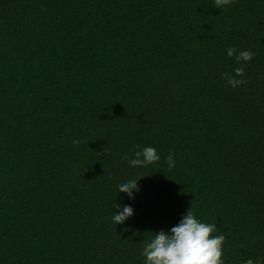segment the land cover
<instances>
[{"label": "trees", "instance_id": "obj_1", "mask_svg": "<svg viewBox=\"0 0 264 264\" xmlns=\"http://www.w3.org/2000/svg\"><path fill=\"white\" fill-rule=\"evenodd\" d=\"M189 209L264 264V0H0V264H143Z\"/></svg>", "mask_w": 264, "mask_h": 264}, {"label": "clouds", "instance_id": "obj_2", "mask_svg": "<svg viewBox=\"0 0 264 264\" xmlns=\"http://www.w3.org/2000/svg\"><path fill=\"white\" fill-rule=\"evenodd\" d=\"M230 3V0H215V8L220 9ZM235 54V55H234ZM229 58L240 63H247L252 60L254 53L251 50L238 51L236 47H229L226 50ZM243 76V67L233 70L232 74L224 73L223 79L227 85L236 88L245 81L239 79ZM77 143V141H73ZM160 160V156L154 147L148 146L139 148L133 157L128 159L130 167H147ZM168 168L175 166L173 154L169 152L166 157ZM139 178H130L119 184L118 193H123L128 200H134L139 192ZM112 224H124L134 215V209L130 204L114 203ZM216 224L205 223L196 218L191 209L183 214L177 224L167 231L160 230L148 240L142 249L141 256L143 264H224L222 260V246L225 240L223 234L217 233ZM246 264H253L251 259Z\"/></svg>", "mask_w": 264, "mask_h": 264}]
</instances>
